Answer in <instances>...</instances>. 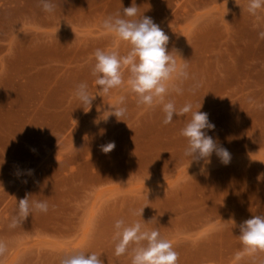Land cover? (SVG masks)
Returning a JSON list of instances; mask_svg holds the SVG:
<instances>
[{"label": "rangeland", "instance_id": "1", "mask_svg": "<svg viewBox=\"0 0 264 264\" xmlns=\"http://www.w3.org/2000/svg\"><path fill=\"white\" fill-rule=\"evenodd\" d=\"M51 2L53 13L40 0L22 9L0 0V240L8 244L0 264H60L79 248L103 264H131L128 254L114 255L118 219L158 230L178 264H233L239 225L264 216V10L249 14L248 0H134L169 36L168 51L188 63L193 79L170 99L208 113V135L231 154L225 165L215 153L210 162L183 155L180 130L191 113L164 125L159 107L138 106L126 89L97 96L91 108L74 97L80 83L98 92L96 49L128 51L100 23L133 0ZM119 95L127 97L124 121L107 118ZM26 194L48 211L10 228ZM261 261L264 253L240 264Z\"/></svg>", "mask_w": 264, "mask_h": 264}, {"label": "clouds", "instance_id": "2", "mask_svg": "<svg viewBox=\"0 0 264 264\" xmlns=\"http://www.w3.org/2000/svg\"><path fill=\"white\" fill-rule=\"evenodd\" d=\"M40 5L47 13L55 11L56 6L51 0H40ZM262 10L264 0H248L249 14L258 16ZM100 26L115 39L127 44L128 51L121 55L118 49H96L93 53L95 63L91 67V73L96 77L94 83L98 86V92L93 95L86 83H80L74 89V97L82 105L91 108L97 96H108L114 90L126 89L135 95L138 106L146 110L159 107L164 114V125L172 123L174 116L182 117L191 113L190 119L180 130V135L187 141L183 155L190 159V163L200 160L210 162V157L215 153L221 163H230V152L208 135L209 131L215 129L208 113L200 111L201 107L193 111L191 103L177 108L175 101L170 99L172 94L182 95L183 84L193 77L188 71V63L178 62L173 51H168L169 36L164 30L151 17L141 15L134 0L132 6L104 18ZM259 35L264 38V31ZM197 87V84H193L191 91L194 92ZM126 98L125 95L116 98L115 103L108 109L110 114L107 118L115 116L118 121H124L123 118L127 115ZM100 147L101 151L107 154L114 150L115 142H108ZM29 196L26 194L18 201V214L12 218L10 228L17 227L33 211H48L46 201H30ZM143 209L133 211L132 215L142 217ZM114 229L116 257L128 254L131 264H178L179 253L175 250L173 242L162 237L158 230L147 229L139 221L126 223L124 219L116 220ZM239 231L242 248L234 254L233 264H240L246 257L255 258L264 253V216L254 215L243 221L239 225ZM7 251V242L0 240V257ZM60 264H103V261L97 253L79 248L66 253ZM260 264H264V261Z\"/></svg>", "mask_w": 264, "mask_h": 264}, {"label": "crops", "instance_id": "3", "mask_svg": "<svg viewBox=\"0 0 264 264\" xmlns=\"http://www.w3.org/2000/svg\"><path fill=\"white\" fill-rule=\"evenodd\" d=\"M26 0H19V8L22 9V8H26V3H25ZM10 9H6V12L9 11ZM5 28V26H4ZM8 28H11V25H8ZM24 107H19L17 108V110L19 111H24ZM0 137H2L3 139H5V132L4 131H0ZM1 149V148H0Z\"/></svg>", "mask_w": 264, "mask_h": 264}]
</instances>
